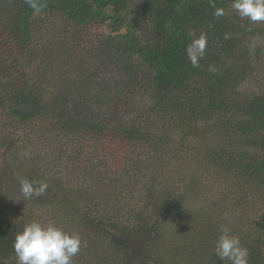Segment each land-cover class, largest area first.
Instances as JSON below:
<instances>
[{
  "label": "trees",
  "instance_id": "16d2710c",
  "mask_svg": "<svg viewBox=\"0 0 264 264\" xmlns=\"http://www.w3.org/2000/svg\"><path fill=\"white\" fill-rule=\"evenodd\" d=\"M231 2L0 0L2 172L48 184L0 182V264L34 219L81 234L74 264H228L221 226L264 264V23Z\"/></svg>",
  "mask_w": 264,
  "mask_h": 264
},
{
  "label": "clouds",
  "instance_id": "9594fccd",
  "mask_svg": "<svg viewBox=\"0 0 264 264\" xmlns=\"http://www.w3.org/2000/svg\"><path fill=\"white\" fill-rule=\"evenodd\" d=\"M25 3L34 13L43 11L44 5L41 0H25ZM213 7L214 17L225 15L224 8L215 7L214 4ZM231 8L241 20L264 23V0H232ZM225 38H228L227 34ZM206 45V35L201 34L186 48L187 58L194 67L199 66ZM254 47L255 45L250 46V50ZM210 71L215 73L216 69L211 67ZM19 183L21 194L26 199L42 196L48 188L45 181L21 178ZM218 231L219 235L214 247L215 255L228 264H248L249 250L241 244L239 237L227 226H221ZM82 244V236L78 231H68L55 223H42L34 219L16 233L13 249L17 264H74V257L81 251Z\"/></svg>",
  "mask_w": 264,
  "mask_h": 264
},
{
  "label": "rangeland",
  "instance_id": "374dc122",
  "mask_svg": "<svg viewBox=\"0 0 264 264\" xmlns=\"http://www.w3.org/2000/svg\"><path fill=\"white\" fill-rule=\"evenodd\" d=\"M0 26H3L2 23H1V19H0ZM251 86H252V85H250V83H249L248 85H245V86L243 87V92L248 93L250 90H252ZM1 154H2V152H1V150H0V172H1V173H0V182H4V181H6V182L9 183L8 185H11V188L20 189L18 186H15L14 179H13L12 176H10V175L5 174V173L2 172L3 167L6 166V162H5V158H4V157H1ZM6 184H7V183H6ZM11 188H10V189H11ZM11 197H12V199H13L15 202H17V203H18V200H20L21 202H22L23 200H25L24 198L21 197V195L19 194V191H14V192H13V196H11ZM7 203H8V205H9V203H10V198L7 199ZM22 206H23V205H16V208H14V209H18L19 207H22ZM4 208H5V207H4ZM2 209H3V207H2ZM5 209H7V208H5ZM129 242L132 244V242H131L130 240H129Z\"/></svg>",
  "mask_w": 264,
  "mask_h": 264
},
{
  "label": "flooded vegetation",
  "instance_id": "af4514ba",
  "mask_svg": "<svg viewBox=\"0 0 264 264\" xmlns=\"http://www.w3.org/2000/svg\"><path fill=\"white\" fill-rule=\"evenodd\" d=\"M2 171H3V172L6 171V170H5V167H3V170H2Z\"/></svg>",
  "mask_w": 264,
  "mask_h": 264
}]
</instances>
